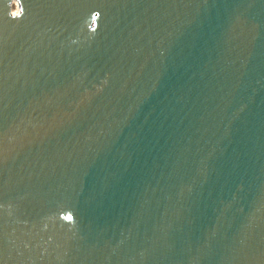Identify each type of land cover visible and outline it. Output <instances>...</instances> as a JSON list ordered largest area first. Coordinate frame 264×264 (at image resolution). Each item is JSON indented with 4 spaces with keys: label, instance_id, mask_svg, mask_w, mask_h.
I'll list each match as a JSON object with an SVG mask.
<instances>
[{
    "label": "water",
    "instance_id": "1",
    "mask_svg": "<svg viewBox=\"0 0 264 264\" xmlns=\"http://www.w3.org/2000/svg\"><path fill=\"white\" fill-rule=\"evenodd\" d=\"M12 1L0 264H264V0Z\"/></svg>",
    "mask_w": 264,
    "mask_h": 264
},
{
    "label": "bare ground",
    "instance_id": "2",
    "mask_svg": "<svg viewBox=\"0 0 264 264\" xmlns=\"http://www.w3.org/2000/svg\"><path fill=\"white\" fill-rule=\"evenodd\" d=\"M13 4H15V6H16L17 9H16V12H14V11L12 10V13H13V14H17L18 11H19V4H18V2H16V1H14Z\"/></svg>",
    "mask_w": 264,
    "mask_h": 264
},
{
    "label": "rangeland",
    "instance_id": "3",
    "mask_svg": "<svg viewBox=\"0 0 264 264\" xmlns=\"http://www.w3.org/2000/svg\"><path fill=\"white\" fill-rule=\"evenodd\" d=\"M15 0H13L12 2H14ZM10 7H11V11L13 10L14 12H16V6H15V4H10Z\"/></svg>",
    "mask_w": 264,
    "mask_h": 264
},
{
    "label": "snow or ice",
    "instance_id": "4",
    "mask_svg": "<svg viewBox=\"0 0 264 264\" xmlns=\"http://www.w3.org/2000/svg\"><path fill=\"white\" fill-rule=\"evenodd\" d=\"M70 218V217H69Z\"/></svg>",
    "mask_w": 264,
    "mask_h": 264
}]
</instances>
